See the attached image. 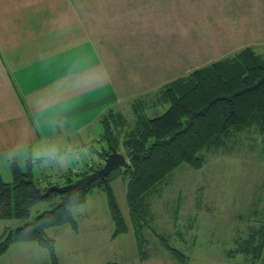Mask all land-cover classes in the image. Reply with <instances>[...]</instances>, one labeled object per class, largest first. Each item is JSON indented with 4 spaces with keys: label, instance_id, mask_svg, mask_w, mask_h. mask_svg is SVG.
Here are the masks:
<instances>
[{
    "label": "rangeland",
    "instance_id": "obj_1",
    "mask_svg": "<svg viewBox=\"0 0 264 264\" xmlns=\"http://www.w3.org/2000/svg\"><path fill=\"white\" fill-rule=\"evenodd\" d=\"M130 1L134 14L120 15L118 22L129 29L111 32L117 41H106L103 47L105 82L119 95L113 107L126 116V130L135 125L136 99L151 117L166 110L168 105H150L165 83L249 44L261 45L256 50L264 54V0ZM255 129L236 133L224 146L207 151L201 168L185 163L175 168L149 194V214L140 227L127 200L128 178L121 174L112 180L127 232L114 234L107 193L93 187L84 203L72 207L77 231L68 224L47 229L56 242L58 264H181L167 245L185 252L187 264H264V250L260 259L242 251L254 233L258 244V232L264 229V142ZM97 135L77 152L45 155L50 158L44 162L50 166L47 173L63 182L61 170L82 168L89 161L96 165L104 144ZM47 201L35 203L32 215L48 209ZM0 264L54 263L37 242H15L0 255Z\"/></svg>",
    "mask_w": 264,
    "mask_h": 264
},
{
    "label": "trees",
    "instance_id": "obj_2",
    "mask_svg": "<svg viewBox=\"0 0 264 264\" xmlns=\"http://www.w3.org/2000/svg\"><path fill=\"white\" fill-rule=\"evenodd\" d=\"M152 96L151 106L168 107L162 114L151 117L141 108V100L136 99L132 128L125 129L127 118L120 111L110 109L102 116L101 140L104 144L99 151L100 157L105 158L113 150L122 151L128 157L129 166L116 168L106 179L94 181L73 195L65 207L50 210L63 199L61 193L39 197L36 185L45 191L55 182L35 176L31 158L25 171L16 160L11 162L13 180L5 181L0 174V220L18 219L20 222L15 227H7L0 235V255L15 242H37L49 251L52 262L58 264L56 242L47 229L68 224L77 231L79 223L72 207L84 203L93 187L106 191L116 226L114 234L118 235L129 230L111 186V181L121 174L128 178L127 200L132 220L140 227L149 214V194L156 191L175 168L183 163L201 168L207 151L224 146L231 136L249 128H256L264 142V54L252 46L195 68L165 83ZM98 166L92 165L78 175ZM64 176L65 183L76 180L69 172ZM42 199L48 200L50 206L32 215L31 207ZM255 235L243 243L242 251L260 259L264 250V229L258 232V244H255ZM167 247L178 262L188 263L185 252ZM106 264L118 263L109 261Z\"/></svg>",
    "mask_w": 264,
    "mask_h": 264
},
{
    "label": "crops",
    "instance_id": "obj_3",
    "mask_svg": "<svg viewBox=\"0 0 264 264\" xmlns=\"http://www.w3.org/2000/svg\"><path fill=\"white\" fill-rule=\"evenodd\" d=\"M134 9L130 0H0V174L5 181L13 180V160L25 171L31 158L35 176L65 184L47 173L45 155L86 148L96 131L101 140V118L119 101L105 82L104 42L117 41L111 32L129 29L121 28L119 17ZM89 164L95 165L89 161L61 170L60 176ZM19 222L0 220V235Z\"/></svg>",
    "mask_w": 264,
    "mask_h": 264
},
{
    "label": "water",
    "instance_id": "obj_4",
    "mask_svg": "<svg viewBox=\"0 0 264 264\" xmlns=\"http://www.w3.org/2000/svg\"><path fill=\"white\" fill-rule=\"evenodd\" d=\"M129 166V160L127 155L118 150H113L104 158V164L101 167H97L91 172H88L76 180L65 183V184H52L47 187L45 191L41 187L35 186L36 191L40 198H47L52 193L58 192L64 195L63 199L60 200L55 206L51 207L50 210L54 211L58 207L67 206L71 197L77 194L79 191L85 189L88 185L92 184L98 179H106L111 172L116 168H127Z\"/></svg>",
    "mask_w": 264,
    "mask_h": 264
},
{
    "label": "built area",
    "instance_id": "obj_5",
    "mask_svg": "<svg viewBox=\"0 0 264 264\" xmlns=\"http://www.w3.org/2000/svg\"><path fill=\"white\" fill-rule=\"evenodd\" d=\"M102 162H103V159H100V162H99V163H102ZM91 166H92L91 164L88 165V167H91ZM74 172H77V173H78V172H81V169H79V168H75V169H74Z\"/></svg>",
    "mask_w": 264,
    "mask_h": 264
},
{
    "label": "bare ground",
    "instance_id": "obj_6",
    "mask_svg": "<svg viewBox=\"0 0 264 264\" xmlns=\"http://www.w3.org/2000/svg\"><path fill=\"white\" fill-rule=\"evenodd\" d=\"M72 175V174H71ZM10 229V228H9ZM7 231V230H6Z\"/></svg>",
    "mask_w": 264,
    "mask_h": 264
}]
</instances>
